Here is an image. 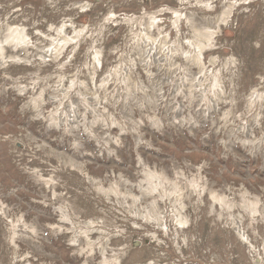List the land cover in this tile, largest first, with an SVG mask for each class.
I'll return each mask as SVG.
<instances>
[{"label": "rangeland", "instance_id": "obj_1", "mask_svg": "<svg viewBox=\"0 0 264 264\" xmlns=\"http://www.w3.org/2000/svg\"><path fill=\"white\" fill-rule=\"evenodd\" d=\"M0 264H264V0H0Z\"/></svg>", "mask_w": 264, "mask_h": 264}]
</instances>
